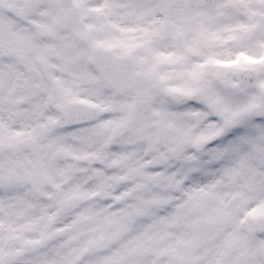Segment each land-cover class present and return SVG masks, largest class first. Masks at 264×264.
<instances>
[{
    "label": "snow or ice",
    "instance_id": "6c2138e0",
    "mask_svg": "<svg viewBox=\"0 0 264 264\" xmlns=\"http://www.w3.org/2000/svg\"><path fill=\"white\" fill-rule=\"evenodd\" d=\"M0 264H264V0H0Z\"/></svg>",
    "mask_w": 264,
    "mask_h": 264
}]
</instances>
